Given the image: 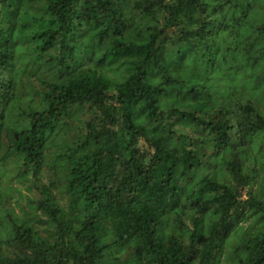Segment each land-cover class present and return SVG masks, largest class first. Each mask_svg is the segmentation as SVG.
Wrapping results in <instances>:
<instances>
[{"label": "trees", "instance_id": "16d2710c", "mask_svg": "<svg viewBox=\"0 0 264 264\" xmlns=\"http://www.w3.org/2000/svg\"><path fill=\"white\" fill-rule=\"evenodd\" d=\"M258 9L0 0V264H264Z\"/></svg>", "mask_w": 264, "mask_h": 264}, {"label": "rangeland", "instance_id": "374dc122", "mask_svg": "<svg viewBox=\"0 0 264 264\" xmlns=\"http://www.w3.org/2000/svg\"><path fill=\"white\" fill-rule=\"evenodd\" d=\"M264 20V10H261V9H258V11L256 12V15H252L248 20H246V22L243 24L242 26V29H243V33L244 31H249L252 26H253V23L254 25H256L257 23H260ZM253 23H252V22ZM253 34H247V35H242V36H239V41L243 44V45H247L248 43L252 42L253 38H252ZM235 39V38H234ZM234 39H227V43L229 42L231 45L232 43L231 42H234ZM236 41V40H235ZM228 45V44H227ZM230 54H233V52ZM228 54V55H230ZM249 55H252V52L249 53ZM238 60V59H237ZM236 60V63L234 64V66H231L229 69V71L233 72V73H236L235 75H233V79L232 78H228V80H232V83H233V86L236 87L238 85L239 89H241L240 87V76H242L244 73L242 70H246L248 71L250 74H251V79L250 80H247V82L249 83H257V82H260L257 86L260 88V89H264V79H262L261 81L259 80L260 78H262V76L264 75V58H262V60L258 63V65L256 66V68L254 69H250V67L248 66H244L240 69H238V67L241 66V62L240 60L237 61ZM246 80V79H245ZM254 91H257V94L259 96H262V94L264 92H260L262 90H254ZM262 104L264 106V98L262 99ZM261 149V150H260ZM259 151L261 152H258L257 155H264V148H260ZM43 178L42 180L47 183L48 182V171L46 170H43ZM13 183V182H12ZM14 184L16 186L19 187V191L24 194V195H29V194H35L36 195V191L32 188L33 191H29L26 186H30V183L26 182L24 185H21L20 183H16L14 182ZM53 191H56V188H53L52 189ZM58 194V197L60 199V203L61 204H65V201H66V195L64 193H57ZM16 197V194L14 195ZM26 201V198L23 196L21 199H20V204L23 205ZM10 204L13 206L14 208V211L15 212H18L19 211V208L18 206H14L13 202L11 201ZM242 226H246V223H242ZM232 242L235 243L237 242V238L235 236L232 237Z\"/></svg>", "mask_w": 264, "mask_h": 264}]
</instances>
